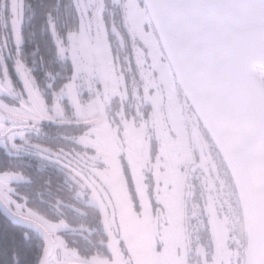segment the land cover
Returning a JSON list of instances; mask_svg holds the SVG:
<instances>
[{
	"label": "snow or ice",
	"instance_id": "1",
	"mask_svg": "<svg viewBox=\"0 0 264 264\" xmlns=\"http://www.w3.org/2000/svg\"><path fill=\"white\" fill-rule=\"evenodd\" d=\"M0 264H264V0H0Z\"/></svg>",
	"mask_w": 264,
	"mask_h": 264
},
{
	"label": "rangeland",
	"instance_id": "2",
	"mask_svg": "<svg viewBox=\"0 0 264 264\" xmlns=\"http://www.w3.org/2000/svg\"><path fill=\"white\" fill-rule=\"evenodd\" d=\"M127 223H128V228L130 231H133V232L139 231L138 226L134 223V221L131 218L128 219Z\"/></svg>",
	"mask_w": 264,
	"mask_h": 264
},
{
	"label": "trees",
	"instance_id": "3",
	"mask_svg": "<svg viewBox=\"0 0 264 264\" xmlns=\"http://www.w3.org/2000/svg\"><path fill=\"white\" fill-rule=\"evenodd\" d=\"M37 39H39V36L37 37Z\"/></svg>",
	"mask_w": 264,
	"mask_h": 264
}]
</instances>
